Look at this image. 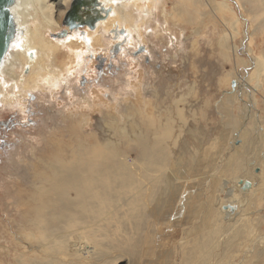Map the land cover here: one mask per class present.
<instances>
[{
    "label": "bare ground",
    "instance_id": "bare-ground-1",
    "mask_svg": "<svg viewBox=\"0 0 264 264\" xmlns=\"http://www.w3.org/2000/svg\"><path fill=\"white\" fill-rule=\"evenodd\" d=\"M161 1L159 0V4ZM210 1L212 11L219 17L222 25L232 30L231 34L225 32L217 41L222 54L232 45L231 40L238 38L240 19L229 0ZM236 1L241 10L247 13L251 23L255 24L252 23L254 29L247 32L250 36L248 44L251 45L253 36L264 32V0ZM204 3V0H177L173 12L168 16L174 21L177 17L187 18V22L191 24L204 25L205 22H198L200 17H206L202 9ZM71 4L72 0H8L4 3L3 11L9 19V25L5 36L7 45L0 56L1 108L18 107L24 112V102L31 101L35 91L60 88L67 82L76 65L84 59L87 51H91L89 46L97 50L94 46L100 44L105 36H102L103 32L115 34L118 27H122L121 23L128 27L134 14L137 17H143L144 12L149 15L152 5L156 3L153 0H85L78 7L75 19V26L82 25L77 27L81 33L69 32L63 39L52 36L60 29V20ZM163 15L166 18L165 10ZM92 17L95 20L93 30L90 25L85 24ZM131 25L128 28L137 29ZM121 38L126 40L124 35ZM248 47L249 53L254 56L252 73H258V81L261 82L264 78V46L258 52ZM239 62L248 64L247 60ZM252 73L248 75V81ZM191 90L192 87H187L186 93L173 99L174 102L170 100L174 103L175 112L165 110L163 120L159 119L155 123L154 115L147 114L146 118L149 120L143 125L144 128L141 127V122L140 125L137 123L133 113L126 117L130 118L129 126L119 125L120 119L110 118L108 125H105L106 136L102 140L95 137L96 134L92 137L90 134H86L90 137L80 135L78 130L83 129L80 123L73 127L70 125L74 136L69 137L70 141L66 139L67 143L61 139L57 143L58 149L65 147L68 150L66 157H62L63 154L61 156V150H58L60 155H51L50 158L41 152L42 157L37 156L30 168L23 169V180L16 183L13 193L7 196L10 201L6 207L14 213L8 211L9 216L18 217L19 222L16 221L17 218H13V221L21 232L20 235L22 234L21 242L28 245L27 251L23 249L18 252L17 264H85L84 261H87L86 264H114L123 255L119 252L127 251L131 253L129 256L132 259L142 258L143 264H264V167L253 164L255 167L252 171V166L246 167L247 160L251 159L249 146L254 150L253 144L249 145L252 142H249V132L241 135L238 140L232 137L233 140L224 141L226 147L231 146L227 149L225 158H222V153L209 158L207 170L209 169L210 174L216 171L220 180L227 177L233 178L235 182L228 188L220 186V180L214 179L215 182L207 188L212 193L205 198H198L197 203L193 201L195 205L189 210V220L180 224L187 226L186 233L193 236L191 239L189 235L191 242L185 240L182 244L183 241L179 240L182 245L178 243L168 249L160 247L162 241L158 245L153 244L156 237L154 233L160 227V222H166L170 228L169 223L177 222L180 217L170 209L172 206L177 207L183 197L186 201L188 199L180 184L189 181L196 183L195 178L189 179L187 172L186 175L179 172L181 152L187 148L185 142L177 147L178 153L174 148L182 131L191 135L197 132V129L189 125L190 116H186L182 103L185 96L191 94ZM162 99L159 101L162 102ZM141 100L144 101L142 98ZM157 103L160 105L158 100ZM207 105L208 102H205L204 106ZM205 109H201V113H205ZM193 110L194 112L190 110L191 116H195L196 110ZM175 132L177 135H174ZM61 138H64L62 134ZM236 141L239 143L236 144ZM49 142V137L44 138V145H51ZM263 152L261 150L257 153L259 162L262 161L260 159ZM24 175L28 176L27 180ZM204 176L209 178V174ZM200 210L204 216L201 217L200 224L196 225V221L190 220H196ZM162 223L161 227H164L165 224L162 226ZM146 231L150 236L146 235ZM10 235L11 244H15L16 239L20 238L19 233L17 235L13 231H10Z\"/></svg>",
    "mask_w": 264,
    "mask_h": 264
},
{
    "label": "rangeland",
    "instance_id": "rangeland-1",
    "mask_svg": "<svg viewBox=\"0 0 264 264\" xmlns=\"http://www.w3.org/2000/svg\"><path fill=\"white\" fill-rule=\"evenodd\" d=\"M153 1L156 4L152 5V12L149 15L146 12L143 13V17H137L134 14L135 17L128 27H132L131 24H133V27L136 26L137 29H130L131 27L128 28L121 23L122 27H125L119 26L120 31L117 29V33L111 35L103 32L102 36H105L102 37L103 41L99 42L102 44L94 46V49H97L96 51L89 46L91 51H87L84 59L76 65L67 82L62 84L60 88L35 91L32 94L31 101L24 102V108L22 109L25 110L24 112L19 110L18 107L14 109L0 107V252H4L0 253V264H17L18 252L23 251V249L24 251L28 250L26 247L28 245L21 242L22 234L20 235L21 232L17 230L16 223L13 221V218H17L16 221L19 222L18 217L10 215L11 218L9 214L13 212L10 208L6 209L10 201L7 196L13 193L14 185L23 180L21 176L23 169L30 168V165L36 161L37 156L42 157L45 154L44 156L50 158L51 155H60L58 150H61L62 157L67 156L68 150L65 147H63L65 150L63 148L58 149L57 143L61 140L67 143L69 137L74 136L72 127L79 123L83 127V131L78 130L80 135L83 134L85 137L86 134H90L92 137L93 134H96L95 137H99L101 140L106 136L105 125H108L110 118L120 119L118 121L119 125L129 126L130 118L126 119V117L128 114L133 113L132 115H134L137 123L141 122V127L144 128L143 125L145 126L149 120L146 116L154 115L153 121L157 123L159 119L163 120L162 114L165 113V110L170 109L174 113L173 99H178L182 93L187 92V87H192L191 94L186 95L182 103L184 104L186 116H190V118L188 117L189 125L197 129V132L195 135H191L187 131H182L178 137L176 147L174 146L176 150L174 148L173 150L178 153L177 147L183 141L185 142L187 148L181 152L179 172L184 173V175L187 172L189 179L194 180L195 178L196 183L189 181L180 184V187L184 189L183 194L188 195L189 205L185 204L187 201L183 197L179 202L180 204L177 203V207L172 206L170 208L173 209L172 213L175 212V215L180 216L177 220L178 224L177 222L169 223L171 227L168 228L166 222H160L157 233H154L156 237H154L153 244L158 245L162 241L159 245L164 249H168L171 245H178V243L182 245L186 241L191 242L189 241V235L191 239L193 236L186 233L187 226L180 224L189 220L187 216L190 208L195 205L193 201L197 203L198 198H205L210 195L212 191H208V189L212 185L211 183L215 182L214 179L220 180L221 177L216 171L213 174L208 172L207 164H209V158L215 157L216 153H222V158H225L227 149L229 150L231 146L227 145L226 147L224 141L233 140V138L238 140L241 135L249 132V142L252 141L249 145L253 144L254 150L249 146L251 159L247 160L246 167L248 168L253 164L256 167H264V164H262L264 162V152L260 159L262 161L259 162L257 156L259 151L264 150V78L260 82L258 81L260 79L259 74L252 73L254 56L248 50V46H250L258 52L259 48L261 49L264 46V32L256 33V37L253 36V41L249 45L250 36L248 33L254 29L255 24L252 22L253 25L247 18V13L243 9L241 10L236 0H229V4L231 2L230 6L235 9L234 11L240 19V34H238L237 39L231 40L232 45L228 47L227 51L224 50L220 54L217 41L225 32L231 34L232 30L222 25L219 17L212 11L210 0H204L205 5L202 9L206 13V17L198 19L200 23L205 22L201 26L187 22V18L177 17V20L174 21L171 16H168L173 12L177 0H162L160 4L159 0ZM74 3L75 0H72L68 11ZM163 10H165L166 18L163 15ZM66 14L60 20V29L55 32L56 35L52 36L63 39L69 32L81 33L77 27L82 25L75 26L74 24L73 27H70ZM175 15L177 16L176 13ZM94 22L95 20L92 17L85 24L90 25L93 30ZM127 28L129 31H127ZM122 35L126 37V40H122ZM140 35L142 38H140ZM233 46L236 47L232 48ZM123 49L124 51H122ZM241 60H247L248 64L239 62ZM250 72L252 74L248 81ZM262 74L264 76V72ZM258 82H260V85H257ZM149 88H152L151 91ZM159 96L161 99L163 98L162 102L159 101L161 100ZM230 98H232L231 103L229 102ZM157 100L159 103L161 102L160 105ZM165 100L166 102H164ZM205 102H208L207 107L204 106ZM128 105L131 109L133 106L135 110H131ZM194 108L196 110L195 116H191L190 110L194 112ZM203 108H206L205 113H201ZM76 119L81 122L75 121ZM139 119L142 120L138 121ZM127 120L129 121L127 122ZM83 121H85L84 124ZM61 134L64 138H61ZM174 135H177V132ZM48 137L51 145L46 146L44 145V138ZM237 143L239 141H236ZM52 144H56V146ZM132 156H134V152ZM177 156L179 157V154ZM191 158L195 161H192ZM255 166L251 167V171ZM206 171L209 178L207 176L203 177L204 174L208 175ZM254 174L256 173L254 172ZM212 175H214L213 179H210ZM24 176H26L24 179L27 180L28 176ZM205 178H207V182H205ZM233 182H235L233 178L222 177L218 184L229 188ZM200 187H203L204 190ZM197 188L203 191H197ZM172 213L169 215H172ZM166 216L165 214L164 217ZM202 216H204V213L200 210L197 212V219L190 221H196V225H199ZM161 223L162 226L165 224L164 227H161ZM10 231L16 232L17 235L19 233L20 238L16 239L15 244L10 243ZM148 234L146 231V235L150 236V233ZM172 235L173 237H171ZM179 240L183 241L182 244ZM25 248L27 249L25 250ZM119 253L123 255H120L119 262L116 261L117 263L114 262V264H143L141 257V259L138 258L140 260L138 262V259H132L129 256L131 253L128 251ZM86 262L84 261L85 264Z\"/></svg>",
    "mask_w": 264,
    "mask_h": 264
},
{
    "label": "water",
    "instance_id": "water-1",
    "mask_svg": "<svg viewBox=\"0 0 264 264\" xmlns=\"http://www.w3.org/2000/svg\"><path fill=\"white\" fill-rule=\"evenodd\" d=\"M8 0H0V56L3 55L6 43V33L7 27L9 25V19L6 13L3 11L4 3ZM85 0H75V3L72 5L71 9L66 14L67 21L70 27H73L75 24V19L77 17L78 7L82 5Z\"/></svg>",
    "mask_w": 264,
    "mask_h": 264
}]
</instances>
